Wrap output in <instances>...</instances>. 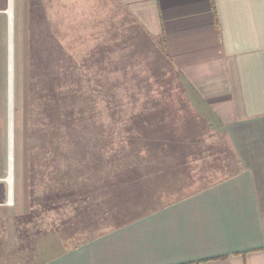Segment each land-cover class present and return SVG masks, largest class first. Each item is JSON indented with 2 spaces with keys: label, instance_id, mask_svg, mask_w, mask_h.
Here are the masks:
<instances>
[{
  "label": "crops",
  "instance_id": "obj_1",
  "mask_svg": "<svg viewBox=\"0 0 264 264\" xmlns=\"http://www.w3.org/2000/svg\"><path fill=\"white\" fill-rule=\"evenodd\" d=\"M97 1L101 12L117 5L128 29L156 47L180 90L155 101L164 109L181 98L201 128L190 140L204 148L161 171L165 196L154 210L139 207L86 239L37 237L24 264H264V0ZM10 167L12 154L0 208L5 197L20 202Z\"/></svg>",
  "mask_w": 264,
  "mask_h": 264
},
{
  "label": "rangeland",
  "instance_id": "obj_2",
  "mask_svg": "<svg viewBox=\"0 0 264 264\" xmlns=\"http://www.w3.org/2000/svg\"><path fill=\"white\" fill-rule=\"evenodd\" d=\"M33 1L12 0V72L10 76L9 17L7 11L9 0H0V175L5 180V182H0V190L6 184L8 189L4 190V195L6 196V192H9V183L7 184L6 181L9 177L11 79L13 133L11 175L13 192L14 187H16V191L20 195L18 204L16 202L14 204L10 200L9 203L11 204L7 203L8 199L5 197L4 206L0 208V264H24V260L31 254L37 237L46 234H58L61 236L77 235L79 238L86 239L111 226L126 222L135 214L134 212L139 209L138 207H143L145 204L149 205L159 199L162 200L165 196L162 192L164 187L158 185L159 183L153 184L152 179L144 189H139L140 182L121 184L120 181H117V175H112V179L111 177L110 179L114 183L116 182V186L105 188L100 182V174L93 172L95 178L90 183L85 184L87 187L82 192L84 194L72 196L69 200L55 201L48 204L47 207L43 206L40 199L48 193L41 178L43 173L37 175L39 183L32 188L28 179L31 153L39 150V148L38 150L33 148V145L37 143L29 135L33 127L27 106L30 76L31 72H35V79L36 81L39 80L38 77H41V74H48L52 70L51 61H53L46 56L48 51L44 48L40 34L44 35V32L45 34L53 33L62 47L70 52L69 54L80 65H83L81 69L84 71L87 80H93V74L97 73V64H95L97 60L108 62V69H110L108 71H111L108 73V81L111 83L119 82L116 83L119 87L116 93L122 96L119 103H128L130 100L128 96L137 94L136 91H133L134 83L140 77L148 76L164 85L161 89L150 91L152 97H156L162 91L168 92V94L170 92L176 94L180 90L176 89V85L179 83L175 82L176 79L172 77L173 72L162 61L156 47L151 42L144 41L137 34V29L133 23L130 30L128 29L127 23H125L127 19H123L117 5L110 12L108 9L111 7H107L105 4L106 7L101 12V3L97 0H46L48 2L45 4L48 5V8L50 5V17L48 16L47 23L40 21L41 23L38 24L34 22L35 13L31 10ZM112 14H114V20L111 17ZM107 19L110 22L105 26L102 23ZM94 42H103L99 44L104 48L100 47L92 54L90 49ZM108 43L114 49L109 50L106 57L103 58L104 55L101 52H104L105 46L109 45ZM115 68L120 69L115 70ZM135 72H141V74L138 76L134 74ZM98 74L104 76L103 72ZM122 82L127 83V89L123 87ZM89 85L93 87L92 83ZM91 93L94 92L91 90ZM142 98H145L144 94ZM176 100H174V104L177 109L184 102L178 103L181 98ZM150 101L148 98V102ZM92 120L86 119V125L89 129L93 125ZM200 129V125L191 124L185 130L180 129L176 137L169 139V141L178 139L179 142H187L188 144H185L186 147L182 151L189 153V156L194 154L198 156V152L204 147L196 145L194 141L191 142L190 138L194 137ZM94 141L95 139L91 140V144L94 145ZM180 152L181 150H178L171 154L167 160L171 158L177 160ZM161 159L163 158L157 161L159 162ZM202 163L199 161L195 164L194 173L200 172L201 167L203 168ZM35 181L37 180L35 179ZM80 182L87 183L83 180ZM48 184H51L50 180ZM151 186L154 189L150 188ZM145 188L150 197L143 199L138 206H131V199L136 198L139 191H143ZM2 195H0L1 198Z\"/></svg>",
  "mask_w": 264,
  "mask_h": 264
},
{
  "label": "trees",
  "instance_id": "obj_3",
  "mask_svg": "<svg viewBox=\"0 0 264 264\" xmlns=\"http://www.w3.org/2000/svg\"><path fill=\"white\" fill-rule=\"evenodd\" d=\"M45 6L42 0L32 2L34 22L47 23ZM40 35L48 51L46 56L53 61L52 70L41 74L39 80L36 81L35 72L30 76L27 106L33 127L29 135L37 143L33 148L39 150L31 153L28 179L32 188L39 183L37 175L43 173V185L48 190L40 199L43 206L84 194L85 184L95 178L93 172L100 174V182L105 188L116 186V182L111 181L112 175H117L121 184L140 182L139 189H144L151 179L155 185L161 180L165 182L167 179L160 176L161 171L175 170L186 153L182 151L185 144H176L169 139L175 138L180 129L195 125L193 115L184 108L186 104L181 103L180 109H173L175 104L163 109V100L156 102L149 92L164 85L148 76L135 81L133 91L137 94L128 96V103H119L122 96L116 93L118 81H108L111 72L108 62L97 60V73L93 74V80H87L81 69L83 65L62 47L53 33ZM107 47L101 52L103 58L112 50ZM160 51L164 54L163 48ZM95 52L91 51L92 54ZM101 71L104 76L98 74ZM123 84L127 89V83ZM143 94L146 99L142 98ZM148 98L152 103H148ZM86 119H93L91 129L86 125ZM93 139L94 145L91 144ZM178 150L181 152L177 160H166ZM160 158L165 159L158 162ZM49 180L51 184H48ZM152 186L150 188L154 189ZM146 191V188L139 191L136 198L131 199V206H138L150 197ZM161 203L158 200L145 204L141 210L148 213Z\"/></svg>",
  "mask_w": 264,
  "mask_h": 264
},
{
  "label": "bare ground",
  "instance_id": "obj_4",
  "mask_svg": "<svg viewBox=\"0 0 264 264\" xmlns=\"http://www.w3.org/2000/svg\"><path fill=\"white\" fill-rule=\"evenodd\" d=\"M9 3H10V6H9V9L7 10L8 11V17H9V28H10V43H9V47H10V53H9V58H10V61H9V67H10V76H11V72H12V61H11V54H12V33H11V30H12V0H9ZM11 79H10V95H9V157H11V154H12V96H11ZM11 163V162H10ZM11 168V167H10ZM11 171V169H10Z\"/></svg>",
  "mask_w": 264,
  "mask_h": 264
}]
</instances>
